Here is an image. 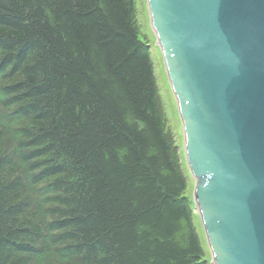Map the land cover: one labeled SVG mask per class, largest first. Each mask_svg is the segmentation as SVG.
<instances>
[{"label":"trees","instance_id":"obj_1","mask_svg":"<svg viewBox=\"0 0 264 264\" xmlns=\"http://www.w3.org/2000/svg\"><path fill=\"white\" fill-rule=\"evenodd\" d=\"M138 20L0 0V264H212Z\"/></svg>","mask_w":264,"mask_h":264},{"label":"water","instance_id":"obj_2","mask_svg":"<svg viewBox=\"0 0 264 264\" xmlns=\"http://www.w3.org/2000/svg\"><path fill=\"white\" fill-rule=\"evenodd\" d=\"M213 264H264V0H148Z\"/></svg>","mask_w":264,"mask_h":264},{"label":"rangeland","instance_id":"obj_3","mask_svg":"<svg viewBox=\"0 0 264 264\" xmlns=\"http://www.w3.org/2000/svg\"><path fill=\"white\" fill-rule=\"evenodd\" d=\"M136 4H137L138 16L140 20L138 21L140 25H142L141 26L142 27L141 37L143 40L146 39L147 37L150 42V46H151L150 50H151V54H152L154 64H155V71H156V76L158 80V85L160 87L162 99L166 107L167 120L169 124L168 129L170 127L172 131L174 132V141H175L174 143L176 144V147L180 150L179 152V155L181 154L180 160L182 161L184 160L186 164V156H185V148H184V144H185L184 134H183V129H182V125H181V121H180L179 113L177 109L178 104L172 92L170 82L166 74L163 53L161 51L160 46L156 42V39H155L156 37L151 28L150 13H149L148 5H147V0H136ZM187 173L188 175L190 174L189 170L187 171ZM188 179H189V187H190V189L188 190V194L189 196L193 197L194 211L196 212V202L194 198L196 183L192 178L189 177ZM199 218L196 216V224L198 226L199 232L201 233V238L203 239L204 245L206 246V249L209 250L205 234H203L202 223ZM209 255H210L209 257L210 262L213 264V259H212L210 251H209Z\"/></svg>","mask_w":264,"mask_h":264}]
</instances>
